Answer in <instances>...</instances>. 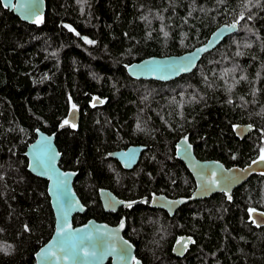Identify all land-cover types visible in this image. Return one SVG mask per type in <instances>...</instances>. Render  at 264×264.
<instances>
[{"label":"trees","instance_id":"trees-1","mask_svg":"<svg viewBox=\"0 0 264 264\" xmlns=\"http://www.w3.org/2000/svg\"><path fill=\"white\" fill-rule=\"evenodd\" d=\"M44 3L40 24L22 22L0 4V264H34V252L53 230L46 181L27 171L23 155L34 129L54 132L59 165L75 171L73 187L85 211L72 217L74 225L90 217L113 224L121 211L124 237L143 264H264V226L249 215V209L264 213L262 173L234 188L229 199L214 193L180 205L172 216L147 201L103 212L96 191L105 187L126 200L188 195L193 179L174 156L183 135L199 159L229 167L259 158L264 0ZM237 20L236 32L188 74L159 82L132 79L124 70L147 56L191 50L218 25ZM80 35L94 43L84 44ZM95 97L100 104H89ZM70 103L79 106L78 122L57 130ZM238 123L253 130L238 139L232 132ZM130 144L145 150L124 170L107 153ZM179 235L194 240L180 258L170 252Z\"/></svg>","mask_w":264,"mask_h":264},{"label":"water","instance_id":"water-1","mask_svg":"<svg viewBox=\"0 0 264 264\" xmlns=\"http://www.w3.org/2000/svg\"><path fill=\"white\" fill-rule=\"evenodd\" d=\"M0 4L19 20L29 24L33 23L35 17L27 16L28 9L38 6V15L42 17L45 7L44 0H0ZM235 22L218 25L203 43L191 50L166 56H147L125 64L124 70L132 79L159 82L170 81L180 75L188 74L195 68L203 54L212 50L222 39L236 32L237 25L235 29L230 27ZM62 27L67 31L71 28L72 31L69 32L76 35L75 30L68 23H62ZM79 37L84 44H88L85 42L86 39L91 40L85 35ZM92 42L94 43L93 40ZM92 103H100V98H93ZM78 118L79 109L75 105V110L71 107L64 118L69 121V124L60 123L57 130L76 125ZM252 130L253 125L250 123H238L232 128L233 134L238 139H242ZM34 135V139L26 146L23 153L26 158V169L32 175L46 181V193L54 219L53 230L49 238L33 254L34 264H107V262L109 264H143L140 259L135 257L134 245L122 234L125 227L124 216L120 217L115 225L94 218H88L78 225L73 224L72 217L85 211V206L81 203L73 187L75 171L63 169L59 165L60 153L54 143V132L48 134L34 129ZM143 150H145L144 145L130 144L125 148L109 151L107 156L116 160L122 169L130 170L137 163ZM174 156L182 162L193 179L194 186L188 195L170 197L163 193H152L149 199L143 197L137 200H126L117 197L107 188L100 187L97 190V197L102 210L114 212L119 207L128 209L147 201L149 207L163 210L168 216H172L180 205L207 198L214 193H222L226 199H229L234 188L243 184L253 175L264 174V161L253 164L252 160L243 166L226 167L216 159L197 158L187 135L181 136L175 142ZM38 160L40 161L39 167H37ZM61 180H64L65 183L58 190L57 185ZM65 199L70 202L67 206L64 204ZM129 205L131 206L129 207ZM260 213L262 212L254 211L251 215V220L257 221L254 223L257 226L264 225V217H261ZM84 236H90L91 239L81 241L80 238ZM68 237L72 238V243H76L81 248L79 258H71L62 251L61 241H67ZM178 241L180 243H177ZM193 242L191 236L179 235L172 242L170 252L180 258ZM122 247L128 249L127 259H122L119 255ZM109 248H114L115 251H109ZM84 249L89 253L96 252L98 254L103 251V255L102 257L100 255L84 256Z\"/></svg>","mask_w":264,"mask_h":264},{"label":"snow or ice","instance_id":"snow-or-ice-1","mask_svg":"<svg viewBox=\"0 0 264 264\" xmlns=\"http://www.w3.org/2000/svg\"><path fill=\"white\" fill-rule=\"evenodd\" d=\"M250 2V0H249ZM245 7H247V4H245ZM27 16L29 17H35L33 19V23H36V24H40L43 22V18L41 16L38 15V6H34V7H30L28 9V12H27ZM240 19H244V16L243 14L240 15ZM239 23V20H237L235 23L231 24L230 27L232 29H235L236 28V25ZM69 31H72L71 28H69ZM86 43H93L92 41H89V40H85ZM243 79V77H242ZM95 99V98H94ZM73 107V110H75V105L72 106ZM63 124H69V121L66 119L63 121ZM74 126V125H73ZM264 161V147H261L259 149V158L258 160H253L252 163L253 164H256L258 162H262ZM40 166V161L38 160L37 161V167ZM65 183L64 180H61L58 182V190L60 189V186L63 185ZM214 183V181H213ZM227 195V192L225 193ZM61 195H63V193L61 192ZM69 201H67L66 199L64 200V204L67 206L69 205ZM131 205H129L130 207ZM254 209H249V215L251 216L253 213H254ZM261 217H264V213H260L259 214ZM253 223H257V221L253 220L252 221ZM123 226V225H121ZM29 229L27 228V226H25V231H28ZM59 235V234H58ZM88 239H91L90 236H84V237H81L80 240L83 241V240H88ZM72 238L71 237H68L67 241H61V249L62 251H64L65 255H68L70 256L71 258H79L80 254H81V248L76 244V243H72ZM177 243H180L179 241ZM101 249H102V245L100 246ZM109 251H115L114 248H109ZM83 255L84 256H89V255H92V256H97V255H100L102 257L103 255V251H101L99 254L96 253V252H93V253H89L86 249L83 250ZM119 255L122 259H127L128 258V249L127 247H122L120 249V252H119Z\"/></svg>","mask_w":264,"mask_h":264},{"label":"flooded vegetation","instance_id":"flooded-vegetation-1","mask_svg":"<svg viewBox=\"0 0 264 264\" xmlns=\"http://www.w3.org/2000/svg\"><path fill=\"white\" fill-rule=\"evenodd\" d=\"M90 41H92V40H90ZM88 44H92V43H88ZM92 100H93V98L91 99V102H89V104H92V105H99L100 103H98V104H93L92 103ZM100 102H101V99H100ZM73 105H76V104H73ZM72 105V103H70V105H69V108H68V110L73 106ZM78 106V105H77ZM78 109H79V106H78ZM68 110H67V112H68ZM63 123V122H62ZM67 127H69V126H67ZM73 127V126H72ZM100 188V187H99ZM99 188H97V190L99 189ZM105 188V187H104ZM96 190V191H97ZM192 190V189H191ZM98 198V197H97ZM149 199V198H148ZM148 204V203H147ZM100 207H101V205H100ZM102 209V208H101ZM120 209H122L121 207H119V208H117L114 212H111V213H115V212H117L118 210L120 211ZM103 211V210H102ZM104 212V211H103ZM122 216H124L122 213H121V211L119 212V214H118V220L120 219V217H122ZM90 218H92V217H90ZM118 220H116V222L115 223H113V224H110V225H115L117 222H118ZM264 226V225H263ZM125 228H126V224H125V227H124V230H123V236H124V232H125ZM107 264H109V262H107Z\"/></svg>","mask_w":264,"mask_h":264}]
</instances>
